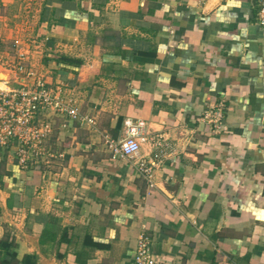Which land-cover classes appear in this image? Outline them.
Instances as JSON below:
<instances>
[{
    "label": "crops",
    "instance_id": "crops-1",
    "mask_svg": "<svg viewBox=\"0 0 264 264\" xmlns=\"http://www.w3.org/2000/svg\"><path fill=\"white\" fill-rule=\"evenodd\" d=\"M259 9L46 0L34 65L78 115L44 112L57 117L53 154L27 165L0 145V264H133L143 234L166 263L264 264ZM9 54L0 47V88L17 85ZM219 108L217 124L208 112ZM129 118L162 144L144 139L145 158L164 149L154 185L116 150Z\"/></svg>",
    "mask_w": 264,
    "mask_h": 264
},
{
    "label": "built area",
    "instance_id": "built-area-1",
    "mask_svg": "<svg viewBox=\"0 0 264 264\" xmlns=\"http://www.w3.org/2000/svg\"><path fill=\"white\" fill-rule=\"evenodd\" d=\"M259 19L264 25V0H259ZM15 55L5 61L17 85L10 88H0V145L11 147L16 143L18 158L23 165L35 161L31 157L21 140H27L36 148L38 144L42 154L48 153L44 138L52 131L50 121L43 118L44 112L68 113L71 117H77L78 108L71 100L63 97L62 87L48 84L45 77L40 75L34 65L30 49L19 43L14 45ZM221 110L210 109L208 117L213 118L217 124L221 123ZM147 122L144 119L126 120V135L119 141L116 150L126 156L132 164L137 166L143 174H146L151 185L152 170L157 166L158 158L164 154V149L159 148L154 154V159H147L141 154L142 141L149 137L152 144L162 145L157 136H149ZM15 139L18 141L16 142ZM46 143V142H45ZM168 146V144H165ZM34 148V150H35ZM160 161V160H159ZM133 264H178L166 263L164 259L152 251V239L143 234L136 248Z\"/></svg>",
    "mask_w": 264,
    "mask_h": 264
},
{
    "label": "rangeland",
    "instance_id": "rangeland-1",
    "mask_svg": "<svg viewBox=\"0 0 264 264\" xmlns=\"http://www.w3.org/2000/svg\"><path fill=\"white\" fill-rule=\"evenodd\" d=\"M45 2L46 0H0V47L6 46V49L10 50L9 56H14L16 54L14 43L15 41L17 42V40H24L25 38L27 39L25 42L30 46L29 49L32 50L34 47L35 49L37 48L36 46H33V44L37 45L38 42L36 39H41L37 33ZM15 36H18V38L16 39ZM14 38L16 39L15 41H13ZM29 46L26 48L28 49ZM31 50L29 53L31 52V56L33 57ZM51 113L56 115V112ZM54 118L56 121L57 117ZM46 120L50 121L49 118ZM55 121H50L51 124H53V127L52 131L49 132V135L44 138L45 142L46 140L47 142H51L52 140L55 131ZM15 141L17 142L18 140L15 139ZM21 141V144L27 150L28 155L31 154L30 156L35 159H42L45 156L53 154V152H50L49 147H47L48 153L42 154V149L39 148L42 147L40 144L35 148L32 143L27 142V140ZM45 142H43V145H46ZM15 145L16 143L11 145V147L16 150L18 156L19 148Z\"/></svg>",
    "mask_w": 264,
    "mask_h": 264
},
{
    "label": "trees",
    "instance_id": "trees-1",
    "mask_svg": "<svg viewBox=\"0 0 264 264\" xmlns=\"http://www.w3.org/2000/svg\"><path fill=\"white\" fill-rule=\"evenodd\" d=\"M7 249L9 250L8 245H7ZM12 255H13V257H15V256H14V253H12ZM10 261H11V260H10ZM0 262H1V261H0ZM4 264H5V263H4Z\"/></svg>",
    "mask_w": 264,
    "mask_h": 264
}]
</instances>
